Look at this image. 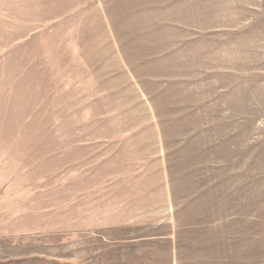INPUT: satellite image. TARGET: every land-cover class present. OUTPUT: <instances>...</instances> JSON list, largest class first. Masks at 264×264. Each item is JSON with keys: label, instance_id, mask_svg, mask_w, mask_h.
Returning <instances> with one entry per match:
<instances>
[{"label": "rangeland", "instance_id": "374dc122", "mask_svg": "<svg viewBox=\"0 0 264 264\" xmlns=\"http://www.w3.org/2000/svg\"><path fill=\"white\" fill-rule=\"evenodd\" d=\"M0 264H264V0H0Z\"/></svg>", "mask_w": 264, "mask_h": 264}, {"label": "crops", "instance_id": "0c3cea01", "mask_svg": "<svg viewBox=\"0 0 264 264\" xmlns=\"http://www.w3.org/2000/svg\"><path fill=\"white\" fill-rule=\"evenodd\" d=\"M162 239H166V238L162 237Z\"/></svg>", "mask_w": 264, "mask_h": 264}]
</instances>
